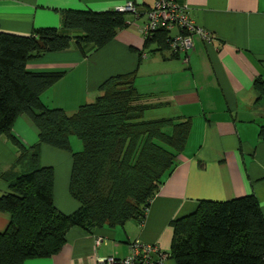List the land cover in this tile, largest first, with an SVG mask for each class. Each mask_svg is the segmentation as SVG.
I'll return each mask as SVG.
<instances>
[{
  "label": "crops",
  "instance_id": "0c3cea01",
  "mask_svg": "<svg viewBox=\"0 0 264 264\" xmlns=\"http://www.w3.org/2000/svg\"><path fill=\"white\" fill-rule=\"evenodd\" d=\"M129 1L136 3L139 16L127 15L129 25L104 47L88 45L84 54L72 45L33 59L27 67L64 73L42 98L47 106L68 113L93 101L108 77L135 72V84L150 102L167 116L191 120L187 144L143 222L132 219L93 233L74 226L60 252L23 264H97L99 257L126 256L135 240L158 244L167 254L165 264H178L171 255V223L195 212L201 201L253 194L264 215V93L256 85L264 81V0H176L215 35L211 43L195 35L194 47L178 56L157 50L156 44L145 46L140 27L155 0H0V28L30 34L37 27H62L64 10L105 11ZM178 32L171 30L172 36ZM13 132L27 147L39 142L28 115L16 119ZM71 143L80 150L75 136ZM38 150L40 164L55 169L56 207L73 213L79 203L69 192L72 154L46 144ZM19 154L17 145L2 135L0 196L10 191L11 180L32 167L30 160L19 161ZM10 221L11 214L0 211V232Z\"/></svg>",
  "mask_w": 264,
  "mask_h": 264
},
{
  "label": "trees",
  "instance_id": "16d2710c",
  "mask_svg": "<svg viewBox=\"0 0 264 264\" xmlns=\"http://www.w3.org/2000/svg\"><path fill=\"white\" fill-rule=\"evenodd\" d=\"M128 25L127 12L117 9H68L62 14V27H37L30 34L0 28V137L17 145L19 161L32 164L0 196V211L11 214L7 229L0 232V264L57 254L74 226L93 233L132 219L143 222L176 168L191 120L145 119L156 104L138 90L135 72L108 77L93 101L68 113L47 106L42 98L64 73L27 67L33 59L72 45L84 54L88 45L102 48ZM171 37V30L160 28L145 38V46L156 44L157 50L178 56L170 47ZM256 85L264 93V81L257 80ZM24 114L38 128L35 146L27 147L13 132L16 119ZM72 136L81 140L82 149H73ZM42 144L72 154L69 192L79 207L71 214L55 205V169L40 164ZM171 224V255L178 264H264V215L253 194L203 200L195 212Z\"/></svg>",
  "mask_w": 264,
  "mask_h": 264
},
{
  "label": "built area",
  "instance_id": "2783aa9c",
  "mask_svg": "<svg viewBox=\"0 0 264 264\" xmlns=\"http://www.w3.org/2000/svg\"><path fill=\"white\" fill-rule=\"evenodd\" d=\"M116 9L139 16L134 1H129ZM160 28L178 29V34L170 38L169 44L171 49L179 54H185L194 47L195 35L201 36L206 43H211L215 39L213 32L199 26L189 14L188 7L179 5L176 0H155L154 6L147 12L140 32L146 38ZM100 242L101 240H98V243ZM166 258L167 254L158 244L135 240L130 244V251L126 256L99 257L97 264H165Z\"/></svg>",
  "mask_w": 264,
  "mask_h": 264
},
{
  "label": "rangeland",
  "instance_id": "374dc122",
  "mask_svg": "<svg viewBox=\"0 0 264 264\" xmlns=\"http://www.w3.org/2000/svg\"><path fill=\"white\" fill-rule=\"evenodd\" d=\"M127 15H131V13H127ZM168 114V112H167ZM166 113H164L159 107H155L153 109H149L145 113V119H159L161 117H168ZM76 140L82 144L81 140L78 139L77 136H75ZM59 149V148H58ZM80 149H82V145H80ZM62 150V149H61ZM66 151V150H65Z\"/></svg>",
  "mask_w": 264,
  "mask_h": 264
}]
</instances>
